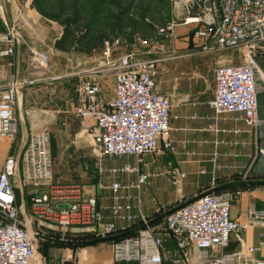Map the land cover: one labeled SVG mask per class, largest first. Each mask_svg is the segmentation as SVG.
Returning <instances> with one entry per match:
<instances>
[{"label": "built area", "instance_id": "1", "mask_svg": "<svg viewBox=\"0 0 264 264\" xmlns=\"http://www.w3.org/2000/svg\"><path fill=\"white\" fill-rule=\"evenodd\" d=\"M172 1L177 20L157 27L160 38L176 37L182 24L192 28L191 39L199 41L202 53L241 50L243 63L215 68V93L209 106L216 117L240 114L247 129L256 131L262 123L257 76L262 78L264 73L257 58L264 55V0ZM18 35L16 29L9 33V47L0 51L1 55L14 52ZM145 45L147 41L140 36L132 44L120 38L106 41L101 63L76 74L73 109L79 118L93 123V146L100 159L173 150L169 136L172 102L157 91V78L168 58L140 57L137 48ZM125 46L129 49L117 52ZM104 71L115 76V96L110 100L103 98L101 84L95 79ZM17 101V84L12 82L0 99L2 137L14 139L18 133ZM224 142L218 140L215 145ZM257 155L264 156V146H257ZM217 157L216 151L214 159ZM104 171L100 169L101 174ZM107 171L112 175L136 174L137 178L128 184L116 179L110 185L100 182V190L111 191L109 201L81 183L58 182L50 133H32L21 158L8 155L0 171V264H35L37 242L44 230L65 239L86 228L102 238L142 224L146 225L143 229L112 243L114 264H264V258L256 257L259 248L245 246L238 234L246 224L231 217V193L211 192L171 213L163 206L157 212L166 214L153 221L141 211L139 215L134 212L142 199L137 196L134 205L130 194L132 189L141 191L150 183V172L131 163ZM17 177L21 188L29 191L27 219L22 218L18 204ZM184 177V173H175L172 182L177 184ZM216 186L214 182L212 187ZM246 214L249 223L264 225V212L251 207ZM35 223L38 226L30 231ZM233 235L242 243L240 250H228Z\"/></svg>", "mask_w": 264, "mask_h": 264}, {"label": "crops", "instance_id": "2", "mask_svg": "<svg viewBox=\"0 0 264 264\" xmlns=\"http://www.w3.org/2000/svg\"><path fill=\"white\" fill-rule=\"evenodd\" d=\"M32 1L0 0V51L9 47L8 37L9 33H13V29L19 33L14 52L9 55L0 53V99L12 82L17 84L18 90L15 108L18 133L14 139L0 136V171L8 155L21 158L32 133L47 131L50 133L56 180L62 183L77 182L67 181L66 167L77 158L85 159L84 149L91 148L90 145L93 147V123L82 120L74 112L77 82L74 76L96 65L90 66L93 55L83 60L84 56L80 57L74 50L57 49L55 43L63 33L62 26L48 22L42 13L31 6ZM191 29L184 25L177 28V36L179 34L182 38L175 41L173 51H183V54L168 55L164 50L156 51L149 45L148 48H137L140 57L168 58L165 69L157 78V91L169 96L172 102L169 136L173 141V150L159 153L171 152L172 161L164 162L161 157L152 162L143 159L138 164L125 159H101L97 166L98 182L94 184L93 189L87 188L89 192L102 195L103 199L109 201L111 191L106 193L100 190V182L110 185L112 180L116 179L128 184L135 181L137 175H112L107 170L131 163L149 171L150 183L144 185L141 191H130L134 205H137V196L142 199L141 207L134 209L137 215L141 211L151 217L163 206L212 188L214 182L218 186L220 178L236 174L241 176L260 167V164L264 166V156H256L257 146H264V141H259L256 131L247 129L240 114L216 117L210 108L209 101L215 93V79L212 93L200 96L202 90L197 88L198 83L183 76L186 74V69L183 68L189 67L184 63L193 56L203 54L198 47L199 41L191 39ZM39 54L44 57L41 58ZM172 70L175 75L171 86L163 87L160 83ZM109 76H113L112 84L105 80ZM95 79L101 84L104 99L110 100L115 96L113 73L104 71L96 75ZM217 129L220 131L217 132ZM236 130L240 132L235 133ZM218 140L225 142L216 147L215 142ZM12 141H22L23 144L16 148ZM216 151L218 157L214 159ZM95 157L98 160L96 155ZM101 168L105 169L103 174L100 172ZM175 173L185 174L177 184L172 182ZM189 178L191 180L187 181ZM15 182L20 209L23 207V211L29 215V191L21 188L18 177ZM81 184L87 187V184ZM168 186L177 187V192L166 191ZM236 204L237 206L232 203V219L246 224L238 229V234L245 246L259 248L256 257L264 258V246H261L264 245V225L249 223L246 214L251 207L264 212V189L259 188L252 193L242 192ZM241 246L240 240L233 235L228 250H240ZM73 256L77 258L78 264H114L113 246L107 242H99L82 251L73 250ZM51 264L71 262L63 259Z\"/></svg>", "mask_w": 264, "mask_h": 264}, {"label": "rangeland", "instance_id": "3", "mask_svg": "<svg viewBox=\"0 0 264 264\" xmlns=\"http://www.w3.org/2000/svg\"><path fill=\"white\" fill-rule=\"evenodd\" d=\"M33 7V1L31 3ZM41 7L45 10V17L48 19L50 23H56L57 25H63L61 22L66 17H73L77 21L75 26V35L79 39L78 42L74 44L71 50H74L78 53V55L85 57L93 55V62L90 64L91 67L97 66L102 61V51L97 50L92 52L91 54L87 53L88 51L85 49V42L83 40V36L88 33H97V32H105L110 35H113V31L115 28H120L122 31H134L137 37H142L147 41V45L142 46V48H154L156 51L164 50L168 55H178L183 54V51H177L176 53L173 51V45L176 40L181 39L182 36L174 37V38H160L157 33V27L161 25H165L166 23L177 20V9L175 8L174 2L172 0H41ZM183 26L182 24L179 25ZM185 26V25H184ZM121 38V37H120ZM77 44V45H76ZM129 47L125 46L117 52L121 53L128 50ZM87 53V54H85ZM85 54V55H83ZM95 55V56H94ZM192 59H188L187 63L189 67L183 68L186 71V74L183 76H187V79H190L192 82L198 83V89L202 90V94L200 96L210 95L213 91L214 87V70L220 64H239L243 63V54L239 49H229L225 51H221L219 53L212 54H201L198 56L191 57ZM259 65L264 73V55L257 58ZM175 75L174 70H172L160 83L163 87H170L173 81V76ZM77 80V75L74 76ZM108 83H113V76H109L105 78ZM257 93H258V101H259V117L262 120L261 125L256 129V133L259 141H264V77L259 78L257 76ZM93 129V128H92ZM13 146L18 148L23 144L22 141H12ZM88 142V141H87ZM91 148L84 149L85 151V159L77 158L68 163L66 167L67 181H77L81 183L87 184L88 189H93L94 184L98 182L97 177V166L101 162L99 156L98 160L94 155V146ZM91 154V155H90ZM163 158L164 162L172 161L171 152L164 153H152V154H144L141 157L135 155H128L123 157H113L107 156L106 159L117 160V159H125L126 161L140 163L143 159H146L148 162H152L153 160H157L158 158ZM95 158V159H94ZM103 158V159H105ZM141 158V159H140ZM167 159V161H166ZM159 166V165H158ZM167 166V165H166ZM163 170H165L163 168ZM253 172H264L263 164H260V167L254 168V170H249L248 173L242 174L240 179L237 180H227L231 179L236 175H231L227 177L220 178L219 180L226 181L222 184L238 181V180H258L264 179L257 177L255 179L251 178ZM16 180V179H15ZM189 178L187 181H190ZM169 181V180H168ZM171 183V182H170ZM220 184V185H222ZM246 185H255L249 186L243 190H227V192L232 194L233 203L237 206L238 196L242 192L250 191L251 193L256 189H264V184H246ZM177 187L168 186L166 191L168 192H177ZM106 193H109V189H104ZM199 194V193H198ZM197 195V194H196ZM109 196V195H108ZM195 195L185 198L182 197L177 201H174L170 205H166V211L184 203L188 199L194 197ZM22 212V218L27 219L28 215L24 212L23 207L20 209ZM234 208L231 211V217L233 218L232 213ZM154 214L151 217H155ZM38 223L32 224L30 227H37ZM46 234L49 236L62 238V235L55 231H47L44 230ZM99 238L95 232H92L90 229L80 228L79 231L74 232L71 235H68L65 239H74V240H85V239H96ZM104 242V241H102ZM99 242L84 244V245H75L68 246L57 244L54 242H47L43 239H39L37 244L38 250V259L35 261V264H51L57 260L66 259L71 262V264H78L77 258L73 256V250L76 252L77 250H83L90 246L96 245ZM108 243V242H107Z\"/></svg>", "mask_w": 264, "mask_h": 264}, {"label": "trees", "instance_id": "4", "mask_svg": "<svg viewBox=\"0 0 264 264\" xmlns=\"http://www.w3.org/2000/svg\"><path fill=\"white\" fill-rule=\"evenodd\" d=\"M33 7L36 8L40 13H42L45 16V10L43 7H41V0H33ZM61 24L63 25V33L59 39L56 40L55 46L57 49L61 51H69L72 49L74 44L79 41V39L76 37L75 33V26L77 24V21L75 18L69 16L66 17ZM121 37V38H120ZM136 34L134 31H122L120 28H115L113 31V35H110L105 32H97V33H92L88 32L83 36V40L85 42L84 46L85 49L88 51V53H92L95 50H100L103 48L104 44L106 41H114L117 38L122 39L125 41L126 44H132L135 40ZM77 45V44H76ZM251 178L255 179L260 176V178H264V172H253L252 175H250ZM241 177L239 175L234 176L231 179H227L229 181L231 180H237L240 179ZM226 181H221L219 180L217 182L218 185L224 183ZM249 186H255V185H237V186H230L227 188H223L220 190H217L216 192H225L227 190H243L248 188ZM160 216V214L155 215V217L151 218H156ZM119 240V238L114 239V240H107L104 242L108 243H113L114 241ZM47 241V240H45ZM50 242V241H47ZM61 244V243H57ZM66 245V244H62ZM68 246H75V245H68Z\"/></svg>", "mask_w": 264, "mask_h": 264}, {"label": "water", "instance_id": "5", "mask_svg": "<svg viewBox=\"0 0 264 264\" xmlns=\"http://www.w3.org/2000/svg\"><path fill=\"white\" fill-rule=\"evenodd\" d=\"M246 184H264V179L238 180V181H232V182H228V183H225V184H222V185H218L216 187H212L210 189H207V190L195 195L194 197L188 199L184 203H181L180 205H177L176 207L170 209L166 213H171V212L179 209L180 207H182L184 205H187V204L199 199L200 197H202L205 194H208V193H211V192H215L217 190H220V189H223V188H227V187H230V186L246 185ZM165 214H162V215L156 217L153 221L161 219ZM153 221H151V222H153ZM145 226L146 225H144V224L138 225V226L126 231V232L118 233V234L107 236V237L96 238V239H85V240L62 239V238H57V237H53V236H49V235H45V234L40 235L39 238L43 239V240L50 241V242L61 243V244H66V245H84V244H91V243H95V242L114 240V239L121 238V237H124V236H127V235H131V234H134V233L138 232L139 230L143 229Z\"/></svg>", "mask_w": 264, "mask_h": 264}]
</instances>
